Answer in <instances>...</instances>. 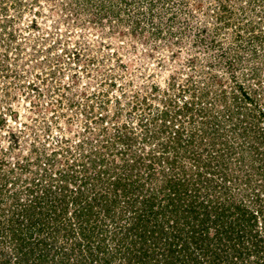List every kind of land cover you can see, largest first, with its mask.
Wrapping results in <instances>:
<instances>
[{"label":"rangeland","instance_id":"1","mask_svg":"<svg viewBox=\"0 0 264 264\" xmlns=\"http://www.w3.org/2000/svg\"><path fill=\"white\" fill-rule=\"evenodd\" d=\"M263 112L264 0H0L1 174L123 133L144 157L178 128L189 172Z\"/></svg>","mask_w":264,"mask_h":264},{"label":"trees","instance_id":"2","mask_svg":"<svg viewBox=\"0 0 264 264\" xmlns=\"http://www.w3.org/2000/svg\"><path fill=\"white\" fill-rule=\"evenodd\" d=\"M161 116L163 128L174 122ZM250 124L237 123L246 144L195 158L189 172L179 128L153 135L144 157L123 133L61 148L64 160L53 151L32 176H14L30 170L14 162L0 173V264H264V128ZM117 140L129 147L119 160Z\"/></svg>","mask_w":264,"mask_h":264}]
</instances>
